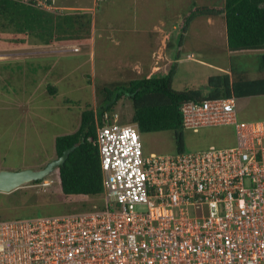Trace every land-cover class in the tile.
<instances>
[{"label": "built area", "instance_id": "1", "mask_svg": "<svg viewBox=\"0 0 264 264\" xmlns=\"http://www.w3.org/2000/svg\"><path fill=\"white\" fill-rule=\"evenodd\" d=\"M180 111L194 132L233 125L236 144L143 154L138 125L105 113L93 141L102 204L0 219V264H264V119L239 121L234 96Z\"/></svg>", "mask_w": 264, "mask_h": 264}, {"label": "rangeland", "instance_id": "2", "mask_svg": "<svg viewBox=\"0 0 264 264\" xmlns=\"http://www.w3.org/2000/svg\"><path fill=\"white\" fill-rule=\"evenodd\" d=\"M191 3L57 0L60 6L88 8L80 11L90 18L82 16L80 23L91 21L90 26L80 30L82 41L69 39V44L58 48L37 46L31 37L24 43H15L10 34L13 26H0V169H37L55 158V137L76 130L81 111L95 109L103 98L99 91L103 85L165 73L175 61L176 89L204 86L207 75L229 72L231 65L255 76L256 54L263 50L230 52L224 16L195 19L184 32L180 58L174 59L179 46L174 40L177 24ZM1 22L6 24L4 19ZM48 85L55 94L48 92ZM235 104L239 121L264 119V95L239 97ZM113 111L119 123H133L130 98L121 97ZM140 139L143 154L176 153L170 130L140 132ZM183 141L185 151L195 152L213 145L234 146L237 139L233 125L217 124L200 127L196 132L184 128ZM102 199V195L65 196L54 170L40 182L30 181L10 192L0 191V219L81 211L93 204L101 205Z\"/></svg>", "mask_w": 264, "mask_h": 264}, {"label": "trees", "instance_id": "3", "mask_svg": "<svg viewBox=\"0 0 264 264\" xmlns=\"http://www.w3.org/2000/svg\"><path fill=\"white\" fill-rule=\"evenodd\" d=\"M55 5L58 8L57 0ZM190 9L179 21L174 38L178 52L174 59L180 58L184 32L197 18L224 16L227 47L231 52L263 50L256 54V74L252 76L247 70L230 66V71L211 73L206 76L204 86H185L176 89L174 64H170L165 73H152L149 76L133 77L126 82L106 84L99 91L103 98L95 109L81 111L79 125L74 132L58 135L54 139V155L72 147L62 165L56 169L59 186L67 197L101 195L103 187L101 168L97 154L96 121L104 123L105 113L111 117L118 100L126 96L131 99L134 111L131 122L138 125L140 132H158L170 130L176 145V153L183 152V124L180 111L182 103L190 100L201 101L206 98H226L234 96L255 97L264 95V0H190ZM197 1L208 2L198 6ZM85 11L61 8L48 11L37 6L34 1L0 0V26L12 25L10 30L15 43H24L27 37L35 39L37 46L52 47L69 44V39L82 41L80 30L90 26V20L80 23V18L89 15ZM4 19L6 24L1 22ZM22 34V38L17 34ZM74 36V37H73ZM171 46V42H169ZM205 87V90L203 89ZM47 90L55 94V89L48 85ZM34 182H40L36 180ZM84 208V207H83ZM82 208V209H83ZM86 208V207H85ZM89 208V207H88ZM86 208V209H88ZM12 219V218H11Z\"/></svg>", "mask_w": 264, "mask_h": 264}, {"label": "water", "instance_id": "4", "mask_svg": "<svg viewBox=\"0 0 264 264\" xmlns=\"http://www.w3.org/2000/svg\"><path fill=\"white\" fill-rule=\"evenodd\" d=\"M72 148L73 146L63 149L59 156L50 159L44 166L37 169L29 167L19 170L0 169V191L10 192L30 181L41 180L63 164Z\"/></svg>", "mask_w": 264, "mask_h": 264}, {"label": "crops", "instance_id": "5", "mask_svg": "<svg viewBox=\"0 0 264 264\" xmlns=\"http://www.w3.org/2000/svg\"><path fill=\"white\" fill-rule=\"evenodd\" d=\"M59 7L63 8V9H66V10H89L88 8H82V7H65V6H60ZM220 17V16H219ZM211 18V17H209ZM209 18H206V19H209ZM213 18V17H212ZM225 32H226V27H225ZM52 47H55V46H52ZM43 48H49V47H43ZM58 48V47H57ZM228 48V47H227ZM231 52V51H230ZM223 71V70H221ZM225 71V70H224ZM195 86H198V85H195ZM263 96V95H261Z\"/></svg>", "mask_w": 264, "mask_h": 264}]
</instances>
